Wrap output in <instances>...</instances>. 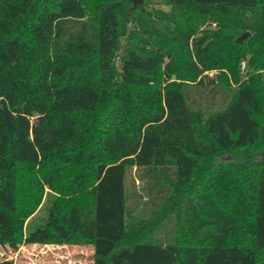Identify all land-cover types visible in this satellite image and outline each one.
Segmentation results:
<instances>
[{"label":"trees","instance_id":"trees-1","mask_svg":"<svg viewBox=\"0 0 264 264\" xmlns=\"http://www.w3.org/2000/svg\"><path fill=\"white\" fill-rule=\"evenodd\" d=\"M131 6L0 0V264H264V0Z\"/></svg>","mask_w":264,"mask_h":264},{"label":"rangeland","instance_id":"rangeland-1","mask_svg":"<svg viewBox=\"0 0 264 264\" xmlns=\"http://www.w3.org/2000/svg\"><path fill=\"white\" fill-rule=\"evenodd\" d=\"M160 7L165 10L168 9L166 6ZM212 27H214V24ZM245 32H248V35L245 37L247 38L250 35V32ZM121 51L122 47L120 48L119 53ZM116 63L119 64L118 59ZM239 69L243 75L246 71L245 61H241ZM216 73V70L205 72L202 75V79L207 77L212 78ZM56 195L57 194L55 192L50 191L45 187L44 193L35 211L23 222V233L25 232L27 225L34 226L35 224L41 222L42 218H44L47 214L50 201ZM4 252V256L11 260L12 264H92V248L89 245L23 242L16 250H6Z\"/></svg>","mask_w":264,"mask_h":264},{"label":"water","instance_id":"water-1","mask_svg":"<svg viewBox=\"0 0 264 264\" xmlns=\"http://www.w3.org/2000/svg\"><path fill=\"white\" fill-rule=\"evenodd\" d=\"M132 2V6L130 7V11L135 9V7L142 3L143 0H130ZM248 35V32H244L239 37L236 38V42H241L246 36ZM259 157L261 160H264V149H262L259 153Z\"/></svg>","mask_w":264,"mask_h":264}]
</instances>
